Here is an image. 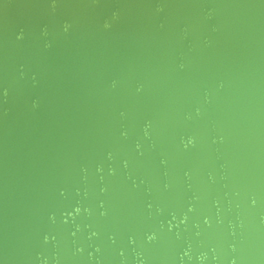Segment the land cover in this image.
<instances>
[{
	"label": "water",
	"instance_id": "obj_1",
	"mask_svg": "<svg viewBox=\"0 0 264 264\" xmlns=\"http://www.w3.org/2000/svg\"><path fill=\"white\" fill-rule=\"evenodd\" d=\"M0 264H264V0H0Z\"/></svg>",
	"mask_w": 264,
	"mask_h": 264
}]
</instances>
